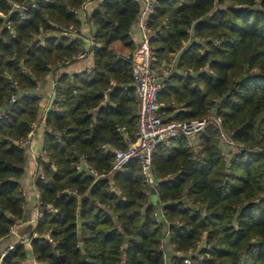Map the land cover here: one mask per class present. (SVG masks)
Listing matches in <instances>:
<instances>
[{
    "label": "trees",
    "instance_id": "1",
    "mask_svg": "<svg viewBox=\"0 0 264 264\" xmlns=\"http://www.w3.org/2000/svg\"><path fill=\"white\" fill-rule=\"evenodd\" d=\"M85 1L0 0V244L25 217L22 143L39 120L35 92L84 51L69 35L83 26L77 10ZM142 6L104 0L94 11L100 46L91 48L92 71L61 75L56 109L46 114L38 234L31 250L17 244L2 264H264V0H158L149 19L156 63L178 53L160 114L186 121L214 109L244 148L225 162L210 123L192 144L176 138L155 149L153 187L139 160L113 172L114 154L105 148L126 149L137 138L131 60ZM82 160L103 176L78 172ZM155 191L158 205L150 201ZM164 239L174 253L162 248Z\"/></svg>",
    "mask_w": 264,
    "mask_h": 264
},
{
    "label": "built area",
    "instance_id": "2",
    "mask_svg": "<svg viewBox=\"0 0 264 264\" xmlns=\"http://www.w3.org/2000/svg\"><path fill=\"white\" fill-rule=\"evenodd\" d=\"M104 0H86L80 9H84L89 13L86 21L82 24L90 30L91 46H100L96 40L91 27V18L94 11L99 7L100 3ZM142 8L138 17V27L141 31V40L133 54L131 63L133 64V76L137 99L139 101L140 109L137 112L138 130L137 138L131 142L126 149L105 148L114 154L113 172H123L133 160H139L142 167L143 177L149 186L153 187L156 180V171L152 164V155L155 149L160 145L169 146L176 138H185L191 144L199 134L204 132L210 123H214L219 128L220 148L223 150V157L225 162H229L230 153H243V144L237 143L234 132H228L223 125V119L214 113V109L209 110V113L204 118L176 121L167 120L160 114L162 105L159 102V94L165 89L167 82L170 81V76L173 68L177 62L178 53L173 55L165 66H160L156 58V49L151 44V40L156 36L155 32L149 27V19L158 7V0H141ZM16 7H20L18 4ZM24 9H28L23 7ZM77 10V14L79 13ZM79 18V17H78ZM70 35H75L80 38V31L72 29ZM90 55V51L85 50L79 53L74 60H67L63 66L72 64L78 60L86 59ZM62 66V67H63ZM61 69V68H60ZM89 69V73H91ZM186 73V72H185ZM56 85V84H55ZM14 88H18L17 82L14 83ZM56 93V92H55ZM55 98V97H54ZM17 101L15 95L12 96L11 102L14 104ZM55 106L48 107L47 111L55 110ZM5 118L4 112L0 110V120ZM46 124V123H45ZM35 125H33L34 129ZM27 141V140H26ZM25 142V141H24ZM261 150L256 147V150ZM80 173L92 174L95 179H100L103 175L96 172L87 161L82 160L76 167ZM264 198V193H263ZM162 218L165 219L164 211L162 210ZM43 212L39 208V203L36 206L35 216L33 222H39L42 218ZM156 219L158 214L155 213ZM12 232V230H11ZM14 233V232H13ZM36 229L29 235L18 236L16 242H11L3 250L0 256V264L6 253L13 250L17 244L25 245L31 250V239L37 236ZM50 242H53L50 234L46 235ZM37 260L27 261L26 264H37ZM186 264H192L190 259L185 260Z\"/></svg>",
    "mask_w": 264,
    "mask_h": 264
},
{
    "label": "crops",
    "instance_id": "3",
    "mask_svg": "<svg viewBox=\"0 0 264 264\" xmlns=\"http://www.w3.org/2000/svg\"><path fill=\"white\" fill-rule=\"evenodd\" d=\"M87 16H89V13L84 9H80L78 17L82 23L86 21ZM79 31L81 35L79 39H81L82 41V47L85 50L90 51L89 57L63 66L59 71L48 74L39 83L38 89L35 92L38 95H41L42 99L40 101L39 120L35 123L34 129L29 134L27 139V174L21 180L22 189L24 191V196L26 199L24 203L25 217L22 220L18 221V223L12 228L10 236L6 240H3V242L0 244V256L6 245L10 244L11 242H16L18 240V236L29 235V233H31L37 226V223L33 222L36 206L39 203V192L36 187L35 176L39 170L38 158L43 155L44 133L46 131L45 118L48 112L47 109L52 105L54 101L58 78L63 74H68L71 78H73L75 74H80L84 71L89 72V69L92 70L94 66V57L91 52L92 46L90 30L82 26ZM133 35L136 40H141V31L138 27V24H136L133 29ZM69 36L72 39L78 38L75 35ZM27 248L30 249L29 247Z\"/></svg>",
    "mask_w": 264,
    "mask_h": 264
},
{
    "label": "rangeland",
    "instance_id": "4",
    "mask_svg": "<svg viewBox=\"0 0 264 264\" xmlns=\"http://www.w3.org/2000/svg\"><path fill=\"white\" fill-rule=\"evenodd\" d=\"M41 82V81H40ZM139 109H140V105H139V103H138V106H137V112H139ZM35 125V124H34ZM32 131H33V126H32ZM31 131V132H32ZM22 145H23V147L25 148V149H27V147H28V142L27 141H25V142H23L22 143ZM38 167H39V169L41 168L39 165H38ZM27 168V167H26ZM26 174H27V169H26ZM26 174H25V176H26ZM38 174H40V170H38V172H37V174H36V176H35V178H37V175ZM24 176V177H25ZM23 177V178H24ZM22 178V179H23ZM22 191H23V189H22ZM23 193H24V191H23ZM150 201L151 202H153L154 204H156V205H158L159 204V197H158V194L157 193H152L151 194V196H150ZM165 214V213H164ZM154 216H155V214H154ZM166 216H165V220H166ZM165 242H166V240L164 239L163 240V244H162V248L163 249H167L168 251H170V253H174V249H170V246H168V245H166L165 244Z\"/></svg>",
    "mask_w": 264,
    "mask_h": 264
},
{
    "label": "water",
    "instance_id": "5",
    "mask_svg": "<svg viewBox=\"0 0 264 264\" xmlns=\"http://www.w3.org/2000/svg\"><path fill=\"white\" fill-rule=\"evenodd\" d=\"M157 182H158V180H155V182H154V186H156V185H157ZM155 193H156V191H155Z\"/></svg>",
    "mask_w": 264,
    "mask_h": 264
}]
</instances>
